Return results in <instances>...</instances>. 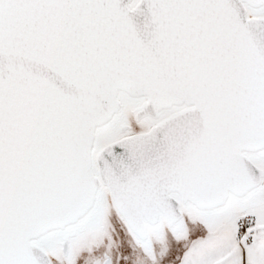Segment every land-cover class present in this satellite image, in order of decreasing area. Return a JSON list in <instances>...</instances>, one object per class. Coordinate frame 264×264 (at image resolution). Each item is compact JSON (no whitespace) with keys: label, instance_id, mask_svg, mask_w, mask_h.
<instances>
[{"label":"snow or ice","instance_id":"obj_1","mask_svg":"<svg viewBox=\"0 0 264 264\" xmlns=\"http://www.w3.org/2000/svg\"><path fill=\"white\" fill-rule=\"evenodd\" d=\"M0 264H264V0H0Z\"/></svg>","mask_w":264,"mask_h":264}]
</instances>
